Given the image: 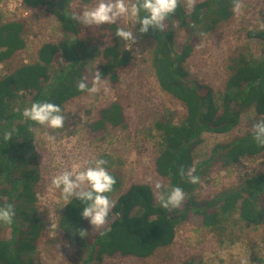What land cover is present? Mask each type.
<instances>
[{"label":"rangeland","instance_id":"374dc122","mask_svg":"<svg viewBox=\"0 0 264 264\" xmlns=\"http://www.w3.org/2000/svg\"><path fill=\"white\" fill-rule=\"evenodd\" d=\"M201 1L204 0H197V3ZM97 2L98 0H71L68 12L80 13L86 6H94ZM181 2L187 9L184 0ZM243 4L242 14L233 13L206 32L194 28L191 33L177 19L165 21L167 27L175 29L176 47L188 42L191 35L199 38L184 63L189 71L188 79L210 86L218 104L223 101L227 79L239 58H262L263 42L250 37L248 31L264 29V0H243ZM0 15L2 21H23L27 41L25 48L0 62V78L14 72L22 64L38 61L39 49L43 43L58 42L65 36L71 39L77 37L74 33L65 34L55 7L49 10L47 6L32 7L25 0H0ZM128 27L137 38L133 45L115 36V24L90 27L79 23V38L85 43L101 50L119 44L130 51L131 63L118 70L116 80L102 78L108 82V94H104L103 90L96 95L84 92L67 100L61 108L66 117L63 128L54 130L40 125L34 127L36 162L31 164V168L37 166L39 177L33 190L36 192V214L43 222L37 245L28 253L34 262L85 264L89 248L83 245L82 251L78 252L75 243L81 238L91 240L97 231L109 227L116 216L111 210L103 228L94 227L86 219L88 229L85 237H81L76 230L64 229L61 225L62 211L69 201H65L61 190L51 183L52 177L59 172L70 170L74 165H83L88 160H106L105 167L113 176H118L121 183L108 194L115 202L133 183L150 184L158 203L154 182L160 181L164 190L170 188V179L156 171L155 159L164 147L163 132L156 127V123L164 116L173 123L180 124L185 119L186 108L177 98L163 90L158 82L152 55L154 39L139 33L138 24L134 28L129 22ZM104 60L100 55L96 60L86 63L84 67L91 79L97 66ZM59 64H66L62 57H58L54 63L56 67ZM53 79L54 76L45 85L50 84ZM19 94L25 95L24 102L16 99L13 102L15 109L21 105L24 109L30 107L34 91L22 90ZM114 101L122 105L123 121L117 125L107 122L99 128L94 127L93 124L101 116V110ZM261 118L262 115L254 107H249L242 113L240 123L230 131H204L194 148V166L191 170L194 171L197 165L215 156L213 153L216 145L231 142L234 138L251 132ZM49 136L55 139L49 140ZM202 168L201 183L192 193L185 192L182 205L172 209L175 214L184 211L191 195L197 202L210 201L219 210L221 203L217 201L221 197L246 186L248 179L264 172V151L255 156H243L229 165L222 164V160H214ZM195 209L197 207L192 209L188 220L183 219L176 226L174 241L155 254L146 258L109 255L91 264H264V222L252 224L239 221L238 213L234 211L229 218H223L216 230L211 226H202L201 215ZM221 225L220 230L218 228ZM11 236L12 227L0 223V237Z\"/></svg>","mask_w":264,"mask_h":264},{"label":"trees","instance_id":"16d2710c","mask_svg":"<svg viewBox=\"0 0 264 264\" xmlns=\"http://www.w3.org/2000/svg\"><path fill=\"white\" fill-rule=\"evenodd\" d=\"M25 1L32 7L47 6L49 10L55 7L65 34L74 33L77 37L71 39L65 36L58 42L43 43L38 61L22 64L14 72L0 78V207L12 203L16 213L10 225L12 236L0 237V264H41L40 261L34 262L32 256L28 255L36 247L43 226L35 209L36 192L33 187L39 171L36 165L31 168V164L36 162V147L33 143L34 132L29 131L30 127L34 129L38 125L24 119L22 105L15 109L13 102L16 99L24 102L25 95L19 92L34 91L31 104L47 100L62 108L67 100L84 93L77 90L78 82L86 79L91 86L92 79L84 67L88 61L103 56L105 60L97 66L96 72H100L101 78L110 77L114 80L118 78V70L131 63L130 51L119 44L101 50L79 38V23L68 18L71 0ZM232 14V0H204L196 3L191 11L185 9L181 2L175 14L168 19H177L191 33L194 28L206 32ZM24 25L21 20L2 21L0 15V62L25 48ZM142 35L155 41L153 65L161 88L186 108L182 123L175 124L164 116L156 123L164 137V147L155 159L156 171L170 179V188L179 186L184 192L192 193L198 184H191L187 175L181 177L179 169L183 167L187 172L194 166L193 151L202 133L230 131L240 123L242 113L249 107H254L264 119V29L248 31L250 37L263 42L262 58H239L227 79V91L221 104L216 102L210 86L188 79L189 71L184 63L199 41L196 35H191L189 41L180 47L175 45L173 27H166L163 32L150 29ZM58 57H62L66 64L56 67L54 63ZM52 76L53 81L45 85ZM123 119L122 105L114 101L101 110L100 118L93 125L97 128L107 122L117 125ZM12 128L17 131L11 141L5 142L3 131ZM252 136L251 131L231 142L216 145L215 156L197 165L193 174L200 178L202 167L214 160H222V164L229 165L243 156L262 153L264 147L258 146ZM114 177L116 188L121 183L118 176ZM195 200L191 195L184 211L175 214L160 206L150 184L133 183L117 198L112 209L116 216L110 226L97 231L91 240L81 238L74 246L78 252L82 251L83 245L89 248L85 264L109 255L146 258L174 241L176 226L183 219L188 220L194 207H197V214L201 215L202 226H211L213 229L234 211H237L239 221L261 224L264 222V172L248 179L246 186L221 197L217 201L221 203L219 210L208 200ZM82 210V202L72 198L62 211V227L70 231H87L88 223L82 218Z\"/></svg>","mask_w":264,"mask_h":264},{"label":"clouds","instance_id":"9594fccd","mask_svg":"<svg viewBox=\"0 0 264 264\" xmlns=\"http://www.w3.org/2000/svg\"><path fill=\"white\" fill-rule=\"evenodd\" d=\"M186 8L191 11L194 9L197 0H184ZM181 0H98L91 7H85L80 12H72L69 19L74 20L84 26L117 25L115 36L119 40L136 43L134 31L129 29L128 23L133 27L140 25L138 31L146 34L150 29L154 31H165L166 20L173 16L180 6ZM244 8L243 0H232V11L236 15L242 14ZM141 12L144 13L141 16ZM120 21V23H117ZM123 22V23H122ZM77 90L87 92L89 95H96L103 90L104 94L110 91L108 82L102 80L100 72H96L92 79L91 86L86 79H82L77 84ZM22 116L25 120L31 121L36 125L44 126L50 129H61L65 126V116L58 104L45 101H37L26 107ZM17 130H4L2 138L5 142L11 141L13 134ZM29 131H34L29 128ZM252 138L254 142L264 147V119H260L252 129ZM54 140L53 136L48 137ZM107 161L102 158L88 160L83 165H74L70 170H63L52 177L51 183L56 189L61 190V195L65 201L72 198L79 199L83 204L82 218L89 219L91 225L96 228H103L108 221L109 213L115 207V201L109 198L116 184V178L109 172L105 165ZM179 175L188 176L191 184L201 183L200 178L193 174V170H186L181 167ZM152 182L151 178H149ZM154 188L157 190V199L160 206L171 211L179 208L185 200V192L179 187H171L164 190V185L160 181L154 182ZM15 206L8 203L0 207V223L11 225L15 217ZM102 235L104 233H101ZM81 237L87 235L86 231L79 232Z\"/></svg>","mask_w":264,"mask_h":264},{"label":"bare ground","instance_id":"6f19581e","mask_svg":"<svg viewBox=\"0 0 264 264\" xmlns=\"http://www.w3.org/2000/svg\"><path fill=\"white\" fill-rule=\"evenodd\" d=\"M93 236V235H92Z\"/></svg>","mask_w":264,"mask_h":264}]
</instances>
